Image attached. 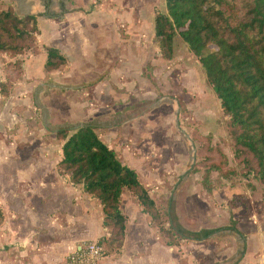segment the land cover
Masks as SVG:
<instances>
[{
	"label": "crops",
	"instance_id": "0c3cea01",
	"mask_svg": "<svg viewBox=\"0 0 264 264\" xmlns=\"http://www.w3.org/2000/svg\"><path fill=\"white\" fill-rule=\"evenodd\" d=\"M1 2L2 9L11 7L20 16L38 15L40 33L37 41L41 50L35 54L29 52L30 56H19L24 64L22 77L12 87L10 96H2L0 93V264H65L68 255L83 241L99 242L107 234L101 201L86 192L83 184L73 183L70 176L58 167L63 141L61 140L59 155L56 157L51 154V147H47L43 133L37 137L30 127L17 129L27 121L26 117L33 116L29 104L31 88L37 97L44 94L53 102L49 107L46 105L50 111V124L45 127L47 131L50 129L48 133L53 136L57 132L54 128L65 124L77 126L93 121L98 128H110L112 137H108L109 146L116 150L123 162L138 171L141 181L158 205L163 204L164 199L172 202L174 214L181 226L200 231L203 228L230 224V200L239 193H236L235 187L223 188L221 202L217 201L215 191L206 192L199 183L183 189V200L172 196L170 184L184 173L182 168H185L190 153L191 134L183 126H178V130L173 131L181 141L175 140V136L162 130L161 124L145 120L150 112L167 111L165 108L160 110V104L162 107L166 103L163 99L165 97L152 95L154 91L149 89V75L144 73L147 71L146 65L150 64L151 73L156 75L158 71H162L161 68L173 67L175 62L164 58L154 43L156 53L153 56L149 54L142 15L146 12L145 17L151 12L150 15L154 17L155 10H152L150 2ZM154 33L155 29H152L150 43ZM46 47L58 48L66 57L67 63L57 70L42 71L47 60ZM0 57L4 59L0 81H4L9 75L6 64L16 57L1 53ZM37 82L38 85L34 87ZM179 83L181 86L172 87V90L167 86V89L174 90L175 96L192 94L194 90L190 86L188 89L184 80L180 79ZM40 86H45L41 87L45 90L40 89ZM86 88H91L95 97L103 103L90 117L83 113L81 104L76 102L80 92ZM146 99H153L154 103L151 106L133 107ZM169 100L167 104L173 107L174 98ZM125 106L131 108L127 109ZM187 106L192 107L189 103ZM151 107H156V110H150ZM23 110H26L24 118L20 114ZM119 110H122L119 116L121 123H116L114 114ZM178 111L181 114V110ZM103 117L110 122L104 125L99 124L100 121L97 123L96 120ZM39 128L35 121L34 129ZM151 128L157 130L152 133L149 131ZM33 140L34 143L38 141L42 152L34 158V169L23 168L19 145ZM177 146L179 154L176 156L172 151ZM173 158H177L173 161L178 165H172ZM243 193L241 191L240 194ZM182 201L183 213L180 211ZM258 208L264 209L263 201L257 203L252 212ZM121 209L128 219L124 245L120 251L108 255L100 264H248L250 253L264 252V236H259L261 230L255 223L257 215L252 213L248 218L252 220L254 217L256 220H253L255 225L252 224L251 229L244 231L240 227L243 219L239 215L246 213L244 206L232 210L237 216V228L245 233V237L222 230L207 240H185L180 246L166 245L158 229L152 224L150 215L142 211L131 192L123 193ZM220 209L227 210L228 224L217 225L211 222L215 221V214L221 216ZM215 210L217 213L214 214ZM213 239L218 242L209 244ZM227 240L232 245L216 251L218 245H224ZM242 252L245 256L241 255ZM204 255L206 261L203 263L200 256ZM254 261V264L260 262L256 259Z\"/></svg>",
	"mask_w": 264,
	"mask_h": 264
},
{
	"label": "trees",
	"instance_id": "16d2710c",
	"mask_svg": "<svg viewBox=\"0 0 264 264\" xmlns=\"http://www.w3.org/2000/svg\"><path fill=\"white\" fill-rule=\"evenodd\" d=\"M1 4L0 0V53L16 57L6 64L9 75L0 81V93L8 97L22 77L23 59L19 56L41 50L37 41L40 29L38 15L20 16L11 7L2 9ZM154 10L153 43L164 58L170 59L176 37L186 42L203 67L222 110L230 115L229 127L236 138L233 153L242 175L258 178L264 185V0H166V11L158 7ZM45 50L46 71L57 70L67 63L58 48ZM97 128L93 121L59 126L56 136L63 145L58 167L73 183L83 184L86 192L101 201L107 234L99 243L107 255L120 251L125 242L128 219L121 209V198L126 190L136 196L142 211L159 227L168 246H180L185 240L202 241L222 230L244 236L237 228L233 211L228 226L192 231L179 224L170 201L168 222H164L139 173L100 138ZM191 138L200 143L198 152L204 153L203 188L212 192L216 188L209 181L210 173L224 171L228 158L212 143V135L202 132L199 125L192 130ZM234 197L238 195H233L230 203ZM238 206L241 205L232 207Z\"/></svg>",
	"mask_w": 264,
	"mask_h": 264
},
{
	"label": "rangeland",
	"instance_id": "374dc122",
	"mask_svg": "<svg viewBox=\"0 0 264 264\" xmlns=\"http://www.w3.org/2000/svg\"><path fill=\"white\" fill-rule=\"evenodd\" d=\"M146 2L151 3V6L153 7L152 9L153 11L155 9L154 7H158L161 11H166V0H146ZM150 13L144 17V15L146 14V12H144V14L142 15V18H143L142 24L144 27V31L147 35V38L145 39L147 43L149 44L147 45L150 51L149 54L150 56H153L156 53L155 51L156 49L153 45V41L151 40V43L149 41L151 38L150 33H152V29H154L153 15H150ZM138 18H141V17L138 16ZM119 22H122V21H119ZM28 54L29 52L25 53L26 56H30ZM168 60L175 61L173 63V67H171L170 69L161 68L162 71H158V74L156 75L151 73L152 66L150 64L149 66L148 64L146 65L147 71H145L144 73L146 75H149L148 76V78L150 79L149 89L151 91H154L152 95L156 94V95H159V97H165L163 99L166 101V103H164L162 107H161L162 104H160V110H163L165 108L167 111L158 112L156 110V107L154 108L151 107L149 109L150 110L152 109V111L156 110V112L148 113L145 120L148 122H153L152 124H156V123L161 124L163 131H167L169 135L175 136V140L178 139L179 141H181V139H179L178 134L175 135L173 131V130L177 131L178 126H180V128L181 126H183L184 128L188 130L187 132L191 134L192 130L197 125H199L200 130L202 132L206 134H211L213 137L212 143L220 147L228 158V165L224 168V171L220 172V171L215 170L210 173L209 181L216 188V190L214 191L216 192L217 201L221 202V200L223 199L221 195L223 194L222 191L225 186H231V187L237 188L236 193L238 192L239 193L236 195H238V197H234L233 203L232 202L230 203L231 211H233L232 206H235L237 204L245 207L246 213L242 214V216L239 215L240 219L241 217L243 219L242 220L243 222L240 220L241 221L240 227L244 231H248L249 229H251L252 224L255 225L253 223V220H255V218L252 217L253 218L252 220L248 218L250 215L256 214L258 217V220L257 221L255 220L256 221L255 223H257L256 226L257 227L259 226L261 230V234L259 236L261 235L264 236V216H261V214H264V209L258 208V209H255L254 213L252 212V209L255 208L257 203L261 201L264 202L263 200L264 185L258 178H255L253 176H244L241 173V166L236 161L234 157V153H233L236 138L232 130L229 127L230 115L226 114L222 110L221 105H220V100L216 92L214 91L213 87L207 81L203 67L200 65L197 57L193 55V53L191 55V52L189 51L186 42L180 36L176 37L174 41L173 56ZM3 68H4V59L0 57V69L3 70ZM43 70L45 71V68L42 67V71ZM180 79L184 80V83L188 86V89H190L191 87V89L194 90L191 95L187 94V95H176L175 96L173 94L174 90L169 91L167 89V86H169L170 90H172L171 89L172 87H175L178 85L181 86V83H179ZM38 83L39 82H37L36 84L34 83V87L37 86ZM41 87L45 88V86H40L39 88L42 89ZM42 90L44 91L45 89H42ZM171 97H173L175 100L173 101V107L170 106V104H167L170 102L169 98ZM35 98H36L35 91H33V88H31V91L29 94V104L33 111V116L32 118L26 117L27 121L24 122L23 126H19V127L17 126L18 127L17 129H21V127H30L31 128L30 130H33L35 136L37 137L40 133H43L45 135L44 140L45 142H47V147L49 148L51 147L52 149L51 154L57 157L59 155V145L62 144V141L58 139L56 136H53L52 134L48 133L49 130L47 131L45 129L46 126L43 123L42 111L36 105ZM37 98L40 100V102L43 103L44 106L47 105L49 107V104L51 105L53 103L52 100L46 98V95L44 94H40V96ZM76 102L81 104L82 106L81 110L88 117H90V115H92L94 112L100 109V107L103 104L95 97V95L93 94V90L91 88H86L84 91L80 92L79 97ZM153 103H154L153 99H146V100H141L140 102H137L133 107L140 108L141 106L149 105V104L151 106ZM188 103L191 104L192 107H188L187 106ZM72 106L74 107V105ZM127 107L128 106H125V108ZM181 107L183 108V110H185V112L180 114L178 109L181 110ZM128 108H131V107H128ZM25 111L26 110H23L21 111L22 113H20L22 118L25 117ZM168 111L171 113H167ZM121 114H122V110H119L116 112V114H114V117H115L114 121H116V123H121V117H119ZM69 117L71 116L69 115ZM35 121L38 122L39 127H40L39 129H34ZM96 121L97 123L98 121H100L99 124H102V125L108 124L110 122L109 119H105L104 117ZM122 128L123 127L120 128L121 136H122L121 132L123 131ZM96 130L100 138L105 143L108 144V141H109L108 137H112L110 135L111 134L110 128L101 127V128H97ZM155 130L157 129H154V128L149 129V131H151L152 133H154ZM145 137H146V134H145ZM190 140L192 143L190 146V153L188 154L189 156H188L187 162L185 163V168H182V170H184V173L180 177L177 176L175 180L171 182L170 184L172 196H176V198L180 200L181 199L183 200V197H184L185 190L183 189H186L187 187L189 188V186L192 187L194 184H197V183H199L203 188L202 177L206 169V167L202 164V160H203L202 156L204 155V153L198 152V148L200 147L199 142L197 143L194 142L192 138H190ZM39 146L40 144L38 145V141H35L34 143V140L20 143L19 147L21 149L20 154H22V158H23L21 159L23 168L28 169L29 167H33L34 169V158L39 156L40 153L42 152V149ZM172 154L176 156L179 154L178 146L177 148L175 147V149H173ZM176 159L174 158L172 159L171 161L172 165L174 164L178 165L176 161L175 162L173 161ZM194 168H196L195 171H193ZM225 172H226V175H223L225 174ZM204 191H206V189H204ZM214 191L209 192V193H213ZM233 191L234 190H232V192ZM241 191L244 193L240 194ZM195 193L197 194V192ZM251 201H253L254 202L253 204L255 205H252ZM182 204H183V201L180 204V208H181L180 211H182L181 213H183ZM168 205H169V201H166L165 199H164L163 204L160 203L159 205H157L163 215L164 222H168V218H167ZM216 209L218 211V208ZM217 211L215 210L214 214L217 213ZM234 216L235 218L237 217L235 214ZM244 221L250 224H245ZM211 222L217 225L228 224L229 217H228L227 210H223V211L221 210V216H217V214H215V221H211ZM165 224L166 223H164L163 225L166 226ZM158 228L159 227H157V229ZM242 234H244V236L242 235L243 237L246 236L245 233H242ZM250 236H253V234H250ZM217 242L218 240L213 239L212 241L209 242V244L213 245ZM223 244L224 245H221V246L218 245L216 251H220L222 250V248L230 247L232 245L231 241H228V240L224 242ZM263 253H264L263 251H260L258 253L256 252L250 253L248 256V259H249L248 264H254L255 259L257 261H260V262H257L258 264H264ZM258 254L260 256L255 257V255H258ZM243 256L241 257V259L243 258ZM200 260L201 262L204 263L206 261L205 255L200 256ZM216 264H219V263H216Z\"/></svg>",
	"mask_w": 264,
	"mask_h": 264
},
{
	"label": "built area",
	"instance_id": "2783aa9c",
	"mask_svg": "<svg viewBox=\"0 0 264 264\" xmlns=\"http://www.w3.org/2000/svg\"><path fill=\"white\" fill-rule=\"evenodd\" d=\"M107 256V251L101 243L86 240L68 255L65 264H100Z\"/></svg>",
	"mask_w": 264,
	"mask_h": 264
},
{
	"label": "water",
	"instance_id": "95a60500",
	"mask_svg": "<svg viewBox=\"0 0 264 264\" xmlns=\"http://www.w3.org/2000/svg\"><path fill=\"white\" fill-rule=\"evenodd\" d=\"M35 103H36V105L38 106V108H40L41 111H42V119H43V123H44V125H45L46 127L49 126V124H50V111H49V109L47 108V106H44V105L42 104V102H40V100L37 98V96H36V98H35ZM58 128H59V127L54 128L55 131H57Z\"/></svg>",
	"mask_w": 264,
	"mask_h": 264
},
{
	"label": "flooded vegetation",
	"instance_id": "af4514ba",
	"mask_svg": "<svg viewBox=\"0 0 264 264\" xmlns=\"http://www.w3.org/2000/svg\"><path fill=\"white\" fill-rule=\"evenodd\" d=\"M43 104V103H42Z\"/></svg>",
	"mask_w": 264,
	"mask_h": 264
}]
</instances>
